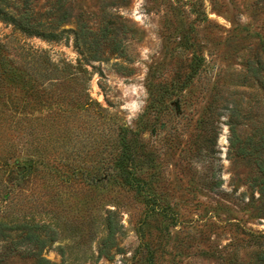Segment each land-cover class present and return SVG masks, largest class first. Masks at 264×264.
I'll return each mask as SVG.
<instances>
[{"label": "rangeland", "instance_id": "obj_1", "mask_svg": "<svg viewBox=\"0 0 264 264\" xmlns=\"http://www.w3.org/2000/svg\"><path fill=\"white\" fill-rule=\"evenodd\" d=\"M63 1L0 18V264H254L264 0Z\"/></svg>", "mask_w": 264, "mask_h": 264}, {"label": "trees", "instance_id": "obj_2", "mask_svg": "<svg viewBox=\"0 0 264 264\" xmlns=\"http://www.w3.org/2000/svg\"><path fill=\"white\" fill-rule=\"evenodd\" d=\"M35 1L36 0H0V18L13 24L17 29L28 35H37L46 39L58 38L55 32H46L36 29V26H41L42 23L39 19V12H35L34 10ZM63 6V0H55L52 4L51 14L53 20H56L55 17L63 12ZM259 136L258 139H252L250 136L241 138L235 135L233 145L239 142L236 149L238 154H243L250 158L254 157L256 171L258 172L256 179L258 180L260 189L264 190V133L259 134ZM109 230V237H112L114 233L112 224L109 225ZM33 255L35 256L34 264H56L41 256V248L37 249ZM255 260L256 262L254 264H264V250L261 249L257 253Z\"/></svg>", "mask_w": 264, "mask_h": 264}]
</instances>
